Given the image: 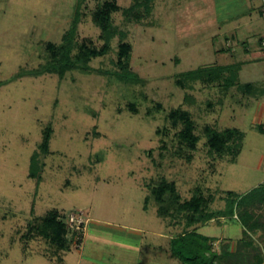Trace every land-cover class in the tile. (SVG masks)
I'll list each match as a JSON object with an SVG mask.
<instances>
[{"label": "rangeland", "instance_id": "374dc122", "mask_svg": "<svg viewBox=\"0 0 264 264\" xmlns=\"http://www.w3.org/2000/svg\"><path fill=\"white\" fill-rule=\"evenodd\" d=\"M135 1L0 0V264H178L164 250L193 229L240 252L235 264L264 263V194L243 200L264 185V0H154L127 17ZM112 3L107 52L53 72L67 36L73 60L104 48L96 13ZM123 45L139 84L114 75ZM213 66L234 69L213 85L178 83ZM175 111L189 115L193 144ZM206 128L242 133L240 148L234 136L212 152ZM194 198L213 219L187 227L178 211ZM51 211L68 251L33 235Z\"/></svg>", "mask_w": 264, "mask_h": 264}, {"label": "trees", "instance_id": "16d2710c", "mask_svg": "<svg viewBox=\"0 0 264 264\" xmlns=\"http://www.w3.org/2000/svg\"><path fill=\"white\" fill-rule=\"evenodd\" d=\"M153 2L154 0H136L134 5L124 11V14L127 17L132 14L138 15L141 12L140 9L144 8L145 14L148 15ZM108 6L109 7H104L96 13V22L98 24V27L101 29L103 40L105 42L104 48L101 51H93L92 49L85 47L83 51L78 54L75 60H73L71 56L73 50L72 42L67 36L66 44L63 46V48L60 49V52L58 54L59 57L54 59L53 61V66L51 69L53 72H56L61 77H63L66 72L71 71L75 68H81L82 70H85L88 67L89 62L93 58L102 56L107 52L110 42L116 33V31L112 28L109 22V16L112 12H115L117 10V7L114 5V3ZM128 50V46H122V51L120 55L125 60L121 61L120 59L118 63L119 72L114 73V75L120 82L128 84H139L142 82L141 79L129 68ZM239 67L240 66H238L237 68ZM233 69L234 66L200 67L180 74L178 83L183 85L184 83L201 82L204 84L213 85L219 83L222 80V77L225 74L231 72ZM234 85L235 83L233 80L226 79L223 84V88L228 91ZM244 88H247V90L251 89V85L245 84ZM173 116L181 119L182 123H184V131L181 136L187 141H189L191 144H193L196 139L192 136L193 125L189 115L187 113H179L178 111H175L173 113ZM205 131L206 136L208 138V145L212 152L220 154L224 153L227 149V141H229L234 136H236L235 138L238 142L237 148L239 149L241 146L240 142L243 139V134L234 129L227 130L225 132H218L215 129L206 128ZM258 131L261 134H264L261 127L258 128ZM30 174L34 178L39 177V172L35 160H33V163L31 165ZM165 191L166 189L163 190L160 187L153 192L158 204H164L165 199L163 198V196L166 193ZM260 193L264 194V185L258 187L256 191L250 192L249 194L245 195V197H243L244 199H242L246 202H249L251 200H254L255 198H258ZM259 198L260 201H264V196ZM174 199L175 198H173V200ZM237 203L238 201H230L231 206ZM199 205L200 201L194 198L191 202L179 208L178 212H183L184 210L190 212L186 223L187 227L213 219L211 215H199ZM160 211L162 210L160 209ZM165 212H167V210ZM249 219H251V215L248 212H245L241 215L240 222L245 227ZM249 228L250 230H255L257 229V225L252 224ZM33 230L34 236L41 237L42 239L48 241L51 245L55 246L58 251L69 250L67 241L65 239V236L67 235L68 231L66 229L65 224L60 220L58 211L49 212L45 217L40 220V223L38 225L33 226ZM215 240L216 239L214 238H210L200 234L195 229L187 231L181 235L173 237L170 240L169 251L171 253V258L177 259L182 264L238 263L237 260H239L240 252L232 251L227 246L221 248L219 252H216L213 249ZM248 261L249 259L246 262ZM262 262L263 260L261 258H257L255 264H262Z\"/></svg>", "mask_w": 264, "mask_h": 264}, {"label": "crops", "instance_id": "0c3cea01", "mask_svg": "<svg viewBox=\"0 0 264 264\" xmlns=\"http://www.w3.org/2000/svg\"><path fill=\"white\" fill-rule=\"evenodd\" d=\"M135 233H136V232H135ZM139 235H140V234L137 233V236H139ZM138 238H139V239H142V236H139ZM172 238H173V237H172ZM172 238H171V239H172ZM171 239H170V240H171ZM170 240H169V243H170ZM164 251H165V256H166V258H168L169 260H174V261L179 262L177 259L171 258V253H170L169 250L167 251V250L165 249ZM215 251H216V250H215ZM216 252H219V251H216ZM178 264H182V263L179 262ZM262 264H264V263H262Z\"/></svg>", "mask_w": 264, "mask_h": 264}, {"label": "built area", "instance_id": "2783aa9c", "mask_svg": "<svg viewBox=\"0 0 264 264\" xmlns=\"http://www.w3.org/2000/svg\"><path fill=\"white\" fill-rule=\"evenodd\" d=\"M261 48L264 50V40L261 41Z\"/></svg>", "mask_w": 264, "mask_h": 264}]
</instances>
